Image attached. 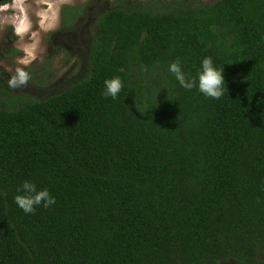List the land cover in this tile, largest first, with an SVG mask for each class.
I'll return each mask as SVG.
<instances>
[{
  "label": "trees",
  "instance_id": "trees-1",
  "mask_svg": "<svg viewBox=\"0 0 264 264\" xmlns=\"http://www.w3.org/2000/svg\"><path fill=\"white\" fill-rule=\"evenodd\" d=\"M209 56L220 99L168 71ZM25 181L56 203L26 214ZM227 260L264 264V0H118L83 77L43 98L0 87V264Z\"/></svg>",
  "mask_w": 264,
  "mask_h": 264
},
{
  "label": "rangeland",
  "instance_id": "rangeland-1",
  "mask_svg": "<svg viewBox=\"0 0 264 264\" xmlns=\"http://www.w3.org/2000/svg\"><path fill=\"white\" fill-rule=\"evenodd\" d=\"M117 1L26 0L18 7L14 6L13 0H9L0 5V9H9L7 12L0 10V60L13 66L18 57L30 60L26 68L30 79L26 86L9 88L7 80L10 74L0 70V87L12 93L43 98L83 77L88 70V56L96 20L102 11L112 7ZM124 1L130 4L151 3V0ZM202 1L211 3L213 0ZM68 5H81V8L66 24L63 23V10ZM19 18L27 21V30L21 35L16 34L14 23ZM221 264L235 262L227 260Z\"/></svg>",
  "mask_w": 264,
  "mask_h": 264
},
{
  "label": "clouds",
  "instance_id": "clouds-1",
  "mask_svg": "<svg viewBox=\"0 0 264 264\" xmlns=\"http://www.w3.org/2000/svg\"><path fill=\"white\" fill-rule=\"evenodd\" d=\"M24 0H13L14 6L21 7ZM15 31L17 35L23 34L27 30V21L24 18H19L14 21ZM30 56L31 53H28ZM30 60L27 57H18L15 61V66L0 60V70L10 74L7 80L9 88L17 89L26 86L30 75L26 68ZM168 71L174 75L179 85L184 89H192L198 86V89L204 95L220 99L225 92L226 84L224 79V68L217 69L213 64L212 57H205L202 61V70L198 72L197 77L189 78L181 68V60L177 58L168 66ZM106 97L110 96L115 99L123 88L121 77L115 76L111 79H106L105 82ZM18 194L15 196V203L26 213H33L37 206L43 204L45 208L56 203L55 198L50 194L47 188L39 189L37 185L30 181H25L18 189Z\"/></svg>",
  "mask_w": 264,
  "mask_h": 264
},
{
  "label": "flooded vegetation",
  "instance_id": "flooded-vegetation-1",
  "mask_svg": "<svg viewBox=\"0 0 264 264\" xmlns=\"http://www.w3.org/2000/svg\"><path fill=\"white\" fill-rule=\"evenodd\" d=\"M9 0H1L0 1V5H2L3 3H5V2H8ZM24 1H26V0H24ZM12 7H14V6H12ZM15 8V7H14ZM15 9H17V8H15ZM1 11H5V12H7V11H9V9H7V10H4V9H0ZM17 11H19L18 9H17Z\"/></svg>",
  "mask_w": 264,
  "mask_h": 264
},
{
  "label": "bare ground",
  "instance_id": "bare-ground-1",
  "mask_svg": "<svg viewBox=\"0 0 264 264\" xmlns=\"http://www.w3.org/2000/svg\"><path fill=\"white\" fill-rule=\"evenodd\" d=\"M47 3V2H46Z\"/></svg>",
  "mask_w": 264,
  "mask_h": 264
}]
</instances>
